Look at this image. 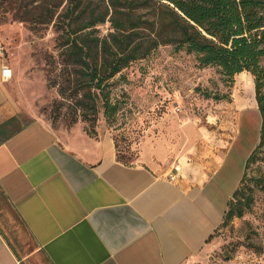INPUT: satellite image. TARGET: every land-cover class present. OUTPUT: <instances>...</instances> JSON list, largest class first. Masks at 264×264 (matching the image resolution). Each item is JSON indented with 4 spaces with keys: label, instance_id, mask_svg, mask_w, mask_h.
Returning a JSON list of instances; mask_svg holds the SVG:
<instances>
[{
    "label": "crops",
    "instance_id": "1",
    "mask_svg": "<svg viewBox=\"0 0 264 264\" xmlns=\"http://www.w3.org/2000/svg\"><path fill=\"white\" fill-rule=\"evenodd\" d=\"M3 67L0 60V196L40 257L48 264H187L208 247L259 143L257 101L245 105L243 126L252 122L256 137L236 177L234 142L207 162L186 157L162 172L161 148L125 165L110 134L63 135L40 120L23 125ZM7 228L0 218V264H27Z\"/></svg>",
    "mask_w": 264,
    "mask_h": 264
},
{
    "label": "rangeland",
    "instance_id": "2",
    "mask_svg": "<svg viewBox=\"0 0 264 264\" xmlns=\"http://www.w3.org/2000/svg\"><path fill=\"white\" fill-rule=\"evenodd\" d=\"M110 31L109 24L99 27L101 37ZM0 34V60L14 75L6 84L23 125L40 120L63 135L110 134L118 159L126 165L161 148L167 154L165 164H159L162 172L186 157H195L198 164L207 162L212 152L227 151L234 142L235 177L244 167L256 132L243 126L245 101L236 77L230 84L219 70L201 68L194 55L161 46L110 81L104 88L110 105L100 100L94 112L79 103L86 85L76 87L72 67L61 57L55 27L38 31L9 18L0 25ZM61 89L73 95L63 98ZM76 90L82 92L78 98ZM260 157L263 161L244 171L245 181L239 186L243 204L251 201V207H244L243 217L223 222L208 247L187 264H264V145ZM0 207V218L21 260L48 264L1 196Z\"/></svg>",
    "mask_w": 264,
    "mask_h": 264
},
{
    "label": "trees",
    "instance_id": "3",
    "mask_svg": "<svg viewBox=\"0 0 264 264\" xmlns=\"http://www.w3.org/2000/svg\"><path fill=\"white\" fill-rule=\"evenodd\" d=\"M9 18L38 31L55 27L76 87L86 85L79 103L94 112L100 100L110 105V96L104 95L110 81L161 46L194 55L201 68L219 70L230 84L250 74L263 121L245 171L263 161L264 0H0V25ZM106 24L111 31L101 37L99 27ZM61 90L68 97L69 90ZM80 94L76 90L77 98ZM233 195L225 223L251 207V201L243 204L240 187Z\"/></svg>",
    "mask_w": 264,
    "mask_h": 264
},
{
    "label": "bare ground",
    "instance_id": "4",
    "mask_svg": "<svg viewBox=\"0 0 264 264\" xmlns=\"http://www.w3.org/2000/svg\"><path fill=\"white\" fill-rule=\"evenodd\" d=\"M237 89L243 92L244 94V101L243 104L245 105H255L256 106V100H254V89L255 85L253 84L252 78L246 74L243 73L240 76L237 77ZM253 132L255 131V127L253 126V123L250 122L248 126ZM254 141V138H252V143Z\"/></svg>",
    "mask_w": 264,
    "mask_h": 264
},
{
    "label": "built area",
    "instance_id": "5",
    "mask_svg": "<svg viewBox=\"0 0 264 264\" xmlns=\"http://www.w3.org/2000/svg\"><path fill=\"white\" fill-rule=\"evenodd\" d=\"M3 82H8L13 79V70L10 68L9 65H4L1 72Z\"/></svg>",
    "mask_w": 264,
    "mask_h": 264
}]
</instances>
